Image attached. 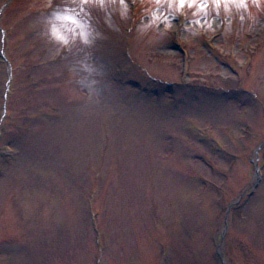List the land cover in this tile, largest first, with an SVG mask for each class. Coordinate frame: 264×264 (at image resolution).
<instances>
[{
	"label": "rangeland",
	"instance_id": "obj_1",
	"mask_svg": "<svg viewBox=\"0 0 264 264\" xmlns=\"http://www.w3.org/2000/svg\"><path fill=\"white\" fill-rule=\"evenodd\" d=\"M0 264H264V0H0Z\"/></svg>",
	"mask_w": 264,
	"mask_h": 264
},
{
	"label": "snow or ice",
	"instance_id": "obj_2",
	"mask_svg": "<svg viewBox=\"0 0 264 264\" xmlns=\"http://www.w3.org/2000/svg\"><path fill=\"white\" fill-rule=\"evenodd\" d=\"M179 2H180V5L183 6L184 3H185V0H179ZM190 2H191V3H195L196 0H190Z\"/></svg>",
	"mask_w": 264,
	"mask_h": 264
},
{
	"label": "trees",
	"instance_id": "obj_3",
	"mask_svg": "<svg viewBox=\"0 0 264 264\" xmlns=\"http://www.w3.org/2000/svg\"><path fill=\"white\" fill-rule=\"evenodd\" d=\"M7 110H8V107H7Z\"/></svg>",
	"mask_w": 264,
	"mask_h": 264
}]
</instances>
